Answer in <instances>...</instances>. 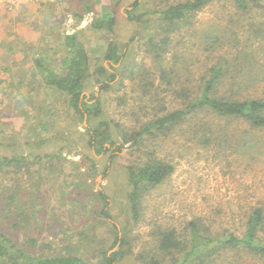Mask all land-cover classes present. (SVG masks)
I'll use <instances>...</instances> for the list:
<instances>
[{
	"label": "rangeland",
	"instance_id": "obj_1",
	"mask_svg": "<svg viewBox=\"0 0 264 264\" xmlns=\"http://www.w3.org/2000/svg\"><path fill=\"white\" fill-rule=\"evenodd\" d=\"M133 1L49 0L39 4L0 0V148L8 153H18L30 147L36 153H44L52 144L57 148L65 146L59 164L61 170L50 171L34 162L30 167L41 180L24 179V173L15 179L19 184L17 187L20 186L16 187L19 199L27 203L34 221L30 227L32 235L39 239L40 245L48 243L52 249H58L65 244L61 230L70 229L68 233L75 230L73 236L69 235L74 244L79 243L81 237L76 231L84 230L90 241L87 247L91 250L98 246L109 248L114 237L112 225L102 221L91 227L82 219L91 215L92 206L100 208L96 195L98 190H103L111 201L110 221L120 230L126 228L133 238L130 254L114 264H141L135 255L146 246L155 225L181 229L190 220L200 218L205 224H211L214 231L228 230L241 235L249 208L264 201V147L250 153L233 152L232 148L218 152L213 146L206 148L193 142L189 128L184 127L169 137L145 140L143 151L154 152L172 164L174 171L145 196L140 218L137 221L133 218L128 203L130 186L125 166L141 153H130L132 141L126 143L119 154L116 147L124 142L125 131L138 130L156 113L183 107L185 100L180 92L164 89L166 83L161 79V71L146 51V31L128 20L126 11L132 9ZM173 1L178 0H142L136 14L151 12ZM234 10L229 1L214 2L197 13L192 26L173 35L174 42L166 62L173 63L177 53L178 65L183 68L182 63L186 64L177 87L187 86L188 95H194L208 67L227 49L226 45L217 50L218 55L207 51L202 43L204 32L228 26L231 18L239 21L240 16ZM111 12L117 18L114 32L91 27L93 16L104 17ZM244 23V30L234 25V30L239 33L240 47L251 44L262 63L264 31L255 37L250 22L245 19L241 24ZM138 30L141 33L136 34ZM74 32L87 48L92 69L97 57L110 68L109 60L103 57L109 43L114 42L124 51L130 50L129 58L134 57L149 69L154 86L145 92L138 82L129 78L121 81L118 76L111 88L102 91L100 85L90 79L84 95L87 99L99 98L102 113L90 121L86 117L74 120L64 94L45 83L44 73L37 65L40 60L46 67L59 69L64 53L63 36ZM134 34L137 36L135 42L131 47L126 46ZM119 66L115 64L113 71L120 72ZM256 94L264 97V80L259 82ZM163 104L165 110L162 111ZM101 121L111 124L112 140L116 144L109 153L96 156L95 171H92L88 157H93L95 151L89 145L87 132ZM243 127V124L235 123L231 128L239 130ZM260 135L264 140V129ZM43 138L55 142L38 146ZM67 138H71L73 144H68ZM28 142L30 146L26 145ZM110 154L118 155L112 159ZM67 173L73 177H66ZM83 180L87 181L88 189L79 196ZM10 184L9 178L0 177V188ZM76 197L79 203L73 202ZM55 233H58L57 237ZM82 247L87 248L85 244Z\"/></svg>",
	"mask_w": 264,
	"mask_h": 264
},
{
	"label": "trees",
	"instance_id": "obj_2",
	"mask_svg": "<svg viewBox=\"0 0 264 264\" xmlns=\"http://www.w3.org/2000/svg\"><path fill=\"white\" fill-rule=\"evenodd\" d=\"M141 1L132 2V9L126 11L128 20L136 23L143 32L146 31V51L161 71V79L166 83L164 89L180 92L185 100L183 107L163 114L156 113L138 130L125 131L124 142L116 147L119 154L124 145L132 141L130 153H141L125 166L130 186L127 195L129 209L136 221L141 216L145 196L164 183L174 171L172 164L157 157L154 152L143 151L142 146L147 138L169 137L177 129L187 127L193 142L206 148L213 146L218 152L232 148L233 152L250 153L253 150L261 151L264 147L260 135L264 129V97L255 95L259 82L264 80V62L259 61L251 44L240 47L239 33L234 30L235 26L244 30L245 23L241 22L246 19L255 37L261 34L264 31V0H225L232 4L240 19L231 18L228 26L204 32L202 43L207 51L216 54L226 45L227 49L216 54V62L208 67L194 95H188L187 86L177 87L186 64L182 63L185 65L183 68L178 65L177 53L171 64L166 62V56L174 42L173 35L192 26L193 18L206 6L221 0H178L167 2L165 6L151 12L136 14ZM116 24L114 12L104 17L93 16L90 21L91 27L98 31L114 32ZM136 34L126 46L133 45ZM63 49L59 69L46 67L40 60H37V65L44 73L45 83L64 94L74 120L86 117L90 121L102 113L101 100L95 96L87 99L84 95L90 79L98 83L102 91L111 88V83L118 76L121 81L122 78H129L138 82L145 92L154 86L149 69L134 57L129 58L130 50L124 51L117 43L110 42L103 57L109 60L110 68L97 57L92 69L87 48L75 32L64 34ZM115 64L120 65L118 73L113 71ZM160 110H165L164 104ZM235 123L243 124L244 127L239 130L231 128ZM87 133L89 145L95 151L93 157H88L92 164L89 170L95 171L96 156L112 151L116 142L112 140L108 121H101ZM52 141L51 138H43L38 146ZM65 141L73 144L71 138ZM63 147L57 148L52 144L44 153H36L30 147L18 153H8L0 148V177L9 178L11 183L0 188V264H114L130 254L133 238L126 228L120 230L116 223L110 221L111 201L103 190H98L96 195L100 208L92 206L91 215L82 219L86 226L95 227L96 223L100 225L102 221L112 225L114 237L109 248L98 246L91 250L87 247L90 241H87L89 237L84 230L76 231L81 235L76 244L69 237L75 230L71 229V233H68L70 229L61 230L65 244L58 249H52L48 243L40 245L39 239L32 235L30 227L34 221L26 207L27 203L19 199L17 189L20 186L17 187L19 184L15 179L24 173V179L34 182L41 180L30 167L34 162L50 171L61 170L59 164L63 159ZM118 154H110V158ZM66 177L73 176L67 173ZM83 181L79 196L88 189L87 181ZM89 192L92 193V189L89 188ZM73 202L79 203L80 200L76 197ZM74 217L81 219L79 216ZM58 233H55L56 237ZM150 236L146 246L135 255L141 264H264V201L249 208L245 230L241 235L228 230L214 231L211 224L207 225L202 219L196 218L181 229L155 225ZM82 244L87 248L82 249ZM115 247L118 248L110 252Z\"/></svg>",
	"mask_w": 264,
	"mask_h": 264
},
{
	"label": "built area",
	"instance_id": "obj_3",
	"mask_svg": "<svg viewBox=\"0 0 264 264\" xmlns=\"http://www.w3.org/2000/svg\"><path fill=\"white\" fill-rule=\"evenodd\" d=\"M14 1H17V2H27V3H45L49 0H14Z\"/></svg>",
	"mask_w": 264,
	"mask_h": 264
},
{
	"label": "crops",
	"instance_id": "obj_4",
	"mask_svg": "<svg viewBox=\"0 0 264 264\" xmlns=\"http://www.w3.org/2000/svg\"><path fill=\"white\" fill-rule=\"evenodd\" d=\"M46 3V2H45Z\"/></svg>",
	"mask_w": 264,
	"mask_h": 264
}]
</instances>
